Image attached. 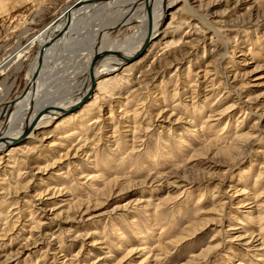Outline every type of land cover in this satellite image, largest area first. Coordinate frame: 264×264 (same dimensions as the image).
Instances as JSON below:
<instances>
[{
    "label": "rangeland",
    "instance_id": "1",
    "mask_svg": "<svg viewBox=\"0 0 264 264\" xmlns=\"http://www.w3.org/2000/svg\"><path fill=\"white\" fill-rule=\"evenodd\" d=\"M126 9L110 38L136 44ZM35 13L5 24L0 62L48 21ZM167 14L162 44L115 73L77 132L47 127L3 159L0 264H264V0H176ZM84 31L44 56L50 97L84 79L98 34ZM23 58L0 68V135L23 103Z\"/></svg>",
    "mask_w": 264,
    "mask_h": 264
},
{
    "label": "bare ground",
    "instance_id": "2",
    "mask_svg": "<svg viewBox=\"0 0 264 264\" xmlns=\"http://www.w3.org/2000/svg\"><path fill=\"white\" fill-rule=\"evenodd\" d=\"M174 1L176 0H153V7H152L153 16H152L151 21L149 19V14L147 12V6H146L145 0L107 1L103 4H100L98 7H94L95 5H88L87 7H85V11H79L75 13L73 17L71 18L72 21L69 26V33L67 37L65 38L64 42L62 43L63 45H61L55 50H51L50 52H48V54L46 55V59L47 57L50 56V54L54 53L56 55L59 52L62 53L66 49H69V46L72 44H73L72 45L73 48L77 47L76 49H78L79 47L78 44L82 41L83 38L79 39L80 41L77 40L78 42H73V41L76 40V37H77L76 35H80V34L83 35V33L85 32L84 29L86 25H89V27H91L93 31L92 33L94 32L98 33V31L100 30V27L109 28V26L112 24L110 13L113 12L114 9H117L116 12H119L120 9L133 8L134 9L133 13L135 15L133 20L136 19L135 23L133 24V27L135 28V30H137L138 34H140L141 32V35L136 41V44H134L135 42L130 41V37L126 38L124 41H121V42H118L119 40L118 41L112 40L110 38V34L114 32L112 29L103 34L101 38V43H102L101 50L104 52L102 53L100 60L98 61L95 67V70H94L95 72L94 77L96 78V84L94 86L92 84L89 69H90V63L93 59L92 56H93L95 45H96L95 35H92L90 39L87 38L90 44H92V42L94 44L92 48V54L89 55V60L91 61L85 64V66L83 65L84 68L82 70L80 69L82 74L85 73L84 79L82 78L83 80L79 81V84L77 86L72 85L73 86L72 89H70V91L68 89L69 92L65 93L63 91L64 93L62 92V94L64 95L50 97L49 95H47L46 92H44L46 89L45 87L48 86V82H49L47 79V76H44V75L40 76V79L34 88L35 90H33V92L30 91L29 94L23 97L22 106L19 108H13L11 110L12 112L16 110L14 114H16L17 117L16 119L11 120V123L8 126L6 132L0 135V149L2 146L9 144L8 149L0 153V164L4 160H8L12 158V156L18 153L19 151H24V149L27 148L25 143L30 141L31 138L35 137L39 130H45V129L47 130L48 129L47 127H50L49 131H57L59 128L70 126L71 130L68 131L67 135L65 136H71L75 132H77L76 131L77 128L81 127L85 118H88V115H91L94 112L96 108V104L98 100L101 98V96H99L100 93L109 92L111 94L112 89H116L115 88L116 85L122 83V81L125 79L124 75L123 77L118 79L120 75H117L115 73H119L122 70L123 66H124V72L131 71L133 67L143 62L147 54L151 53V51L154 48L162 44L160 43L163 40V38L160 37L161 33H163L161 31V25H162L163 20L168 15L167 11L169 10L170 5H172ZM183 1L186 2L187 0H183ZM109 4H111L112 7L107 8ZM94 8H97V9H94ZM138 11H143V13L138 14ZM105 12L108 14H106ZM107 15H109V19L105 21L104 23L99 24L100 23L99 22L98 24H93V22H95V19L99 20L103 16L107 17ZM105 18H102L101 21H103ZM36 34H34V36ZM34 36L33 38H30L28 40V44L26 45V47L19 46V48H17L13 52H11L9 55H7L5 59L2 62H0V68L6 66L9 61L13 62V60L15 61L21 60L26 55V52H24L23 49L29 48V46H31V44L35 42ZM149 37H150L148 41L149 43L147 44L146 40ZM132 39H134V37ZM173 43H176V42H172V41L169 42L170 46ZM23 52L25 53L24 55L21 54ZM5 61L7 62L5 63ZM21 68H22V65L19 68H17V70H20ZM81 73H77V75ZM31 76L32 74L30 70L28 72L27 83H29ZM42 79H46V80L44 81ZM93 88L94 90L91 96L88 98V100L82 103L81 105L73 108L74 107L73 105L81 101V99L85 97L87 93L90 92ZM109 88L110 89L112 88V89L110 90ZM30 100H32V103H33L31 111L29 107ZM27 122L29 124L31 122L30 124L31 130L29 132L30 133L29 136L25 137L24 141H17L16 143L13 144L14 140H16V138L20 137L23 134L22 132L27 126ZM3 154L5 156H2ZM6 156H9V158L5 159ZM100 176L101 175L99 174L96 175V177L97 178L99 177V179H100ZM259 179L260 177L258 176L257 181ZM258 218L263 219L264 217L262 218L258 216L257 219ZM249 220L256 221V218L253 217V219L250 218ZM253 236L254 235H251V237ZM253 242L251 245H253ZM262 248L263 247H259V249L261 250ZM133 251L134 250H129L128 253L133 252ZM259 259H264V257L262 258L259 257ZM239 264H243V263H239Z\"/></svg>",
    "mask_w": 264,
    "mask_h": 264
},
{
    "label": "water",
    "instance_id": "3",
    "mask_svg": "<svg viewBox=\"0 0 264 264\" xmlns=\"http://www.w3.org/2000/svg\"><path fill=\"white\" fill-rule=\"evenodd\" d=\"M107 1H114V0H75L74 2L70 3L69 6L64 8L57 16L49 21L45 26L42 27L41 31L34 36L35 42L29 46L27 50V56L23 58L24 65H28L31 67V79L29 80V83L23 88V90L16 95L20 97H24L27 94H29L30 91L33 92L35 90V86L38 83L40 79V71L41 68L45 62L44 56L50 52L51 50H55L64 42L65 38L67 37L69 33V26L71 23V18L73 15L79 11H85V7L88 5H95L94 7H98L100 4H103ZM146 1V6H147V12L149 14V19L151 21L153 12H152V7H153V0H145ZM97 9V8H94ZM106 13V12H105ZM108 14V13H106ZM109 19V15L103 20L100 21L99 24L104 23ZM117 30V26L113 28H108V27H100V30L98 31L97 37H96V45H95V50L92 56V61L90 63V76L92 80L93 86L96 84V78L94 77V70L95 67L100 60V57L104 51L101 50V38L103 34L109 30ZM150 37L146 40V43L148 44ZM28 44V41L24 44L25 46ZM30 53L28 54V52ZM94 88L87 93L85 97L81 99L78 103L73 105L75 107L81 105L85 101L88 100V98L91 96ZM30 111L33 106L32 100H30ZM66 112V110H65ZM31 124V122H30ZM27 122V126L25 127L24 131L22 132L23 134L16 138L14 140L13 144L16 143L17 141H24L25 137L29 136V132L31 130V125ZM9 144L4 145L0 149V153L4 152L8 149Z\"/></svg>",
    "mask_w": 264,
    "mask_h": 264
},
{
    "label": "crops",
    "instance_id": "4",
    "mask_svg": "<svg viewBox=\"0 0 264 264\" xmlns=\"http://www.w3.org/2000/svg\"><path fill=\"white\" fill-rule=\"evenodd\" d=\"M75 0H0V32L6 23L26 16L32 10H36L34 16L41 20V12L47 10L48 21L44 22L38 30L54 19L64 8Z\"/></svg>",
    "mask_w": 264,
    "mask_h": 264
}]
</instances>
